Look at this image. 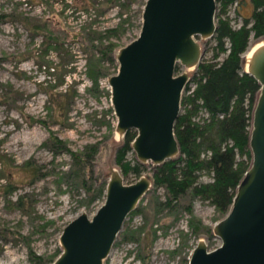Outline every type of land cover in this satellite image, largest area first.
Segmentation results:
<instances>
[{
    "label": "rangeland",
    "instance_id": "obj_1",
    "mask_svg": "<svg viewBox=\"0 0 264 264\" xmlns=\"http://www.w3.org/2000/svg\"><path fill=\"white\" fill-rule=\"evenodd\" d=\"M108 1L0 0V264H36L33 260L38 257L53 264L62 253L64 228L83 213L93 217L105 201H92L87 184L96 179L108 183L110 169H119L115 154L122 140L116 134L118 120L109 85L119 65L102 63L103 73L95 84L87 72L91 44L86 34L90 29L104 33L126 20L118 37L110 40L117 53L139 37L147 0ZM249 1L239 0L221 18L234 29L241 28L253 13ZM126 3L129 6L122 7ZM58 39L65 43V52L58 51ZM263 41L251 37L243 56L244 71L249 53ZM199 42L201 64L209 63L216 42ZM54 68H58L55 73ZM185 71L180 66L176 75ZM197 72L198 68L189 72L191 79ZM257 100L258 96L253 111ZM205 116L201 111L196 121ZM59 141L62 149L57 147ZM92 147L98 149L96 157L80 172L82 165L73 155ZM129 157L137 159L135 153ZM145 166L142 176L152 180L154 165ZM30 169H40L39 174L46 176L33 179ZM139 179L129 177L125 182ZM201 182L211 178L203 175ZM94 185L99 188L95 181ZM20 198L22 209L16 205ZM157 198L164 199L165 191L152 186L138 206L143 213L128 217L105 264H189L200 241L211 251L221 246L214 228L227 215L217 213L208 202L190 198L183 204L193 202L192 215L184 210L156 215ZM191 220L203 234L192 233ZM155 231L157 238L151 241ZM132 235L134 239H127Z\"/></svg>",
    "mask_w": 264,
    "mask_h": 264
},
{
    "label": "water",
    "instance_id": "obj_2",
    "mask_svg": "<svg viewBox=\"0 0 264 264\" xmlns=\"http://www.w3.org/2000/svg\"><path fill=\"white\" fill-rule=\"evenodd\" d=\"M217 10V0H147L139 37L116 53L118 72L109 79L116 134L123 141L137 133L132 150L142 165L161 166L180 154L175 126L192 84L189 72L203 58L199 41L216 35ZM180 66L186 71L177 76ZM244 72L261 87L250 137L252 165L229 214L214 228L221 246L211 251L200 241L189 264H264V41L249 53ZM110 173L103 205L93 217L83 213L64 228L62 253L53 264H105L153 186L148 176L127 184L120 169Z\"/></svg>",
    "mask_w": 264,
    "mask_h": 264
},
{
    "label": "trees",
    "instance_id": "obj_3",
    "mask_svg": "<svg viewBox=\"0 0 264 264\" xmlns=\"http://www.w3.org/2000/svg\"><path fill=\"white\" fill-rule=\"evenodd\" d=\"M108 2L114 4L111 0ZM237 2L239 0H217L221 14L217 15L219 20L214 37L216 46L213 58L209 63H202L198 67V72L192 80L194 89H187L182 100V112L175 126L180 154L175 159L153 168V186L165 191L164 199L157 198L153 202L156 215L166 211L179 214L181 210L192 215L194 199L210 203L222 216L228 215L237 188L251 167L247 163L251 161L252 164L253 161L249 128L252 127L253 106L257 96L259 97L261 87L253 77L244 72L243 56L248 51L251 37L256 40L264 38V0H250L249 4L253 7L251 18L245 19L241 28L234 29L230 21L223 20L221 15H225L228 8ZM246 4L248 3H241V6ZM128 6L127 3L122 4V7ZM126 22L122 20L117 27L107 29L104 33L90 29L86 34V40L91 44L87 72L95 84L103 73L102 63L111 65L117 63L115 51L117 46L110 40L118 37ZM94 42H98L99 45H93ZM64 45L65 43L58 39L59 52L66 51ZM223 55L225 58L220 61ZM53 70L55 73L58 68L57 71L56 68ZM178 70L179 67L176 71ZM201 111H205L206 116L196 121ZM136 136V132H130L117 147L115 154L116 165L125 179L141 178L145 172V165L129 157L131 153L134 154L132 143ZM60 146L61 149L64 147L61 141L57 147ZM97 150V147H92L86 153L73 155L82 165L80 172L87 169L88 163L92 164ZM30 170L33 179L46 176L44 173L39 174L40 169ZM203 175L210 177L211 182H201ZM94 181L99 188L95 187ZM94 181L87 184L86 188L90 199L92 198V201L105 199L107 183L103 181L98 183V179ZM83 183L86 184L87 181ZM189 198L192 201L183 204V201ZM16 205L22 209L23 198H20ZM138 213L142 214L143 209H137L132 215ZM190 225L194 235L204 233L193 220L190 221ZM141 233H144V228ZM129 238L135 237L132 235L127 239ZM141 238L142 236L137 240ZM155 238L156 231L151 241ZM33 261L36 264H47L42 257Z\"/></svg>",
    "mask_w": 264,
    "mask_h": 264
}]
</instances>
